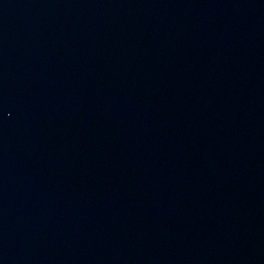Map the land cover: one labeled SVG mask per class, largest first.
<instances>
[{
  "label": "water",
  "instance_id": "1",
  "mask_svg": "<svg viewBox=\"0 0 264 264\" xmlns=\"http://www.w3.org/2000/svg\"><path fill=\"white\" fill-rule=\"evenodd\" d=\"M0 264H264V0H0Z\"/></svg>",
  "mask_w": 264,
  "mask_h": 264
}]
</instances>
